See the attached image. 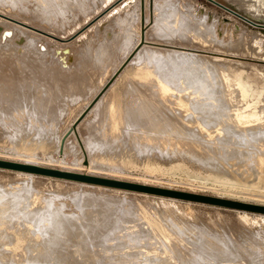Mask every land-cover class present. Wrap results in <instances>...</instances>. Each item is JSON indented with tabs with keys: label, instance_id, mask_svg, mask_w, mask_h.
Instances as JSON below:
<instances>
[{
	"label": "rangeland",
	"instance_id": "1",
	"mask_svg": "<svg viewBox=\"0 0 264 264\" xmlns=\"http://www.w3.org/2000/svg\"><path fill=\"white\" fill-rule=\"evenodd\" d=\"M214 1L0 0V13L66 40L64 44L43 42L45 39L39 35L5 23L0 17V41L3 42L0 43V53L5 50L2 48H7L6 56L14 54L27 61L30 49L25 47V43L30 40L34 50L39 47L35 51L38 56L30 54L33 59L43 68L54 67L24 69L26 82L18 77L15 86L20 94L24 91L26 97L14 103V98L6 96L0 103V189L6 187L17 191L25 186L38 196L39 200L33 195L28 197L19 207L20 211L28 213L35 210L31 207L42 205V224L36 229L31 226L33 231L49 228L47 216L52 218L53 213L59 215L62 212V216L82 218V204L92 201L97 205L94 204L96 201L113 212L111 250L106 255L117 249L119 252L138 251L144 258L139 253L141 263L138 264H153V261L154 264H264V148L249 145L251 149L254 147L251 150L247 144H244L247 148L229 145L236 146L244 155L221 150L216 140L217 137L222 140L226 132L220 126L215 130L218 136L213 138L212 144H217L214 148L208 143L204 147L196 143L187 144L182 139L171 142L163 139V133L157 130L158 119L155 116L163 122V114L168 117L172 110L168 105H162L159 97L155 98L157 95L150 97L147 89H156L160 85L174 96L187 97L194 90V83L198 85L188 77L189 73V76L194 74L195 80L200 76L199 83L205 78L211 83L216 73L224 85L230 82V87L225 86L231 96H228L230 111L235 108L261 109V124L264 122V49L253 43L259 36L264 39V20L256 16L253 7L238 0ZM112 4L115 7H111ZM154 6L164 9L167 16L162 11V16L155 14L159 9ZM104 10H107L105 15L88 25ZM163 15L169 19L163 21ZM187 15L211 26L218 38L212 34L210 38L205 34L201 38L192 31L186 32L188 27L181 21ZM152 16L153 23H150ZM143 18L144 37L137 45ZM167 21H178L181 27L178 25L177 31H172L175 28L170 29L172 24L168 25ZM4 39L9 42L4 43ZM136 45L138 49L144 45L138 56L135 54L138 51ZM171 49L198 53L197 56L187 55L188 61L196 66L192 65V68L191 62L186 61L188 68L185 65H168L169 69L162 66L160 69L165 68L169 73L167 75L164 71L167 80L156 65L149 64V68L142 69L145 51L157 53V59H163L172 52ZM100 58V62L105 63H98ZM189 67L194 72H190ZM173 70L178 71L175 73ZM170 74L175 77L171 78L172 81H169ZM222 74L228 75L229 81H224V77L221 79ZM136 75H144L151 81L141 82ZM35 76L48 77L47 85L50 87L43 85L48 93L45 90L41 92L38 84L39 88H31L30 82ZM236 77H239L243 91L235 82ZM187 79L194 87L186 89L189 86ZM179 87L182 91L178 90ZM95 94L99 101L96 105L95 102L89 104ZM152 97L154 103L150 99ZM247 98L251 100L246 103ZM109 101L116 108L119 106L114 121L104 113ZM150 101L156 107H151ZM160 102L161 106H167L163 108L164 113ZM26 106L33 109L38 117L31 119L26 112L18 114L19 109ZM141 107L146 109L144 116L138 115ZM168 109L170 113H167ZM190 112L187 111L192 114ZM152 117L157 125L151 129L150 125L155 124ZM252 122L251 125H257ZM50 203L55 206L53 211L49 209ZM126 216H131L142 230L140 235L132 233L133 221H125L126 225L123 223ZM13 221L16 220L6 217L0 224L4 231L9 235L13 233L18 240L15 244L1 247L0 252L7 259L11 256L8 263L1 253L3 261L6 260L7 264H48L50 259L49 264H56L58 259L48 257L53 254L44 256L42 262L34 259L36 252L44 253L41 245L48 233L36 231L33 236L30 228L26 231L27 228L23 229ZM136 230L138 232V228ZM203 239L210 241V246ZM37 246L43 251H37ZM68 247L71 250V246ZM72 249L74 252L77 249L79 260L83 257L89 260V254L92 256L93 252L88 254V250H95L98 254L97 249L80 251L79 246ZM79 260L78 263L82 264ZM104 261L110 262L109 259Z\"/></svg>",
	"mask_w": 264,
	"mask_h": 264
},
{
	"label": "bare ground",
	"instance_id": "2",
	"mask_svg": "<svg viewBox=\"0 0 264 264\" xmlns=\"http://www.w3.org/2000/svg\"><path fill=\"white\" fill-rule=\"evenodd\" d=\"M65 1V0H64ZM214 1V0H213ZM239 2L245 4L246 6L248 7H253V9L255 10V13H256V16L260 19H263L264 20V0H238ZM48 2V1H47ZM53 2V1H52ZM51 2V4H52ZM62 2V1H61ZM152 2V1H151ZM216 2V1H214ZM50 3V2H49ZM54 3V2H53ZM64 3V2H63ZM65 4V3H64ZM153 4V3H152ZM151 4V5H152ZM216 4L220 5V6H223L221 4H219L218 2H216ZM49 5V4H48ZM54 5V4H53ZM52 5V6H53ZM56 5V4H55ZM61 5V4H60ZM115 5V4H112L110 5L111 7ZM156 6V5H155ZM154 6V7H155ZM49 7V6H48ZM115 7V6H113ZM159 6L155 7L156 10L159 9V11H156L155 14H158V15H161V12L162 11V14H167L165 12V10L161 9V8H158ZM163 7V6H162ZM224 7V6H223ZM52 8V7H51ZM57 8V7H56ZM110 8V7H109ZM158 8V9H157ZM49 9V8H48ZM108 9V8H107ZM161 9V10H160ZM50 10V9H49ZM53 10V9H52ZM152 10V9H151ZM154 10V9H153ZM106 11L107 10H104L103 12H101L100 14H98L97 16H95V18H93V20L90 21V24H92L93 22L95 23L97 20H99V18L103 15L106 14ZM51 12V11H50ZM119 12V11H118ZM153 12V11H152ZM231 12V11H230ZM160 13V14H159ZM118 14V13H117ZM113 15H116V14H113ZM238 15V14H236ZM50 16V15H48ZM144 16V15H143ZM142 16V17H143ZM151 16V15H150ZM162 16V15H161ZM167 16V15H166ZM240 16V15H239ZM0 17L1 19H3L5 21V23H8L16 28H24V29H28V31H32L33 33L37 34L40 36V38H43L45 39L43 42H46V41H49V42H59V43H65L66 40L65 39H62V38H59L57 37L56 35L52 34V33H49L48 31H45V30H41L39 28H36V27H33L31 25H28L18 19H15L14 17H11L9 15H5V14H2L0 13ZM119 17V16H118ZM159 17V16H158ZM164 17V15H163ZM243 17V16H242ZM153 16L150 17V23H153ZM165 18V17H164ZM245 18V17H244ZM159 19V18H158ZM169 19V18H167ZM166 18L163 19V21L167 20ZM248 21H250L248 18H246ZM159 21V20H158ZM168 25L171 21H167ZM183 22L184 24H186L185 26L188 27V29L186 30V32L188 31H192L194 32V34H196L197 36H201V38L205 35L209 36V35H214L215 38H218L216 36V34L214 33L213 29L211 26H209L208 24H206L205 22H199V21H196L194 20L191 16L187 15V17L184 19V21H181ZM251 22V21H250ZM158 23V22H157ZM163 23V22H162ZM253 23V22H252ZM155 24V23H154ZM170 25L172 29L175 28V29H172V31L176 30V27L179 25H181L178 21H173L171 22ZM183 24V25H184ZM256 24V23H254ZM158 26V24H156ZM264 26V24H262ZM145 26V18H143V23H142V26H141V30L138 31V43H141V41H143V37H144V32L142 31V27ZM155 26V25H154ZM90 27V26H89ZM181 27V26H180ZM184 26H182L183 28ZM185 27V28H187ZM85 28V27H84ZM88 28V27H87ZM140 28V27H139ZM156 28V27H155ZM180 29V28H179ZM177 31V30H176ZM177 33V32H175ZM185 33V32H184ZM34 34V35H35ZM36 35V36H37ZM257 36V35H256ZM254 37V35H253ZM205 38V37H204ZM210 38V36H209ZM208 38V39H209ZM212 38V37H211ZM42 39V40H43ZM206 39V38H205ZM207 39V40H208ZM213 39V38H212ZM264 39L262 38V36H259L257 37V40L255 39V41L253 42L259 49H264ZM8 41V40H5L4 39V43ZM215 41V40H214ZM252 41V39H251ZM9 42V41H8ZM37 43V41H34ZM0 43H3L2 41H0ZM48 43V42H46ZM3 45V44H2ZM36 45V44H35ZM136 45L135 48H137L138 46ZM33 41L31 42L30 40H26V43H25V47L26 48H29L30 49V52L28 55H26L29 60L27 61H24V59L22 58V60L20 59V57H17V56H6V51L8 52V49L7 48H2V49H5V50H2L3 52L0 53V103H2L3 99L6 97V96H10L12 98H14V103H17V101L19 99L23 100L25 97H26V94L24 91L21 92V94L18 92L17 90V87L15 86L16 82H17V78H21V81L23 83L26 82L25 80V70L24 69H54L53 66H49V67H45L43 68L41 64H38L37 61H35L33 58V55H37L39 53H35V51L39 48H37L36 50L33 49ZM141 45H139L140 47ZM143 46L138 49V51L135 53L137 54L138 56V53L141 51H143ZM255 46V48H256ZM1 48V46H0ZM11 48V47H10ZM23 48V47H22ZM35 48V47H34ZM257 49V48H256ZM13 50V49H12ZM190 50V49H189ZM15 51V50H13ZM12 51V53H13ZM18 51V50H17ZM25 51H28L25 50ZM170 51L172 52H169L168 56L166 58H163V59H157V53H153L152 51H145V53H143V62H144V67L142 69H145L146 68H149L148 65L149 64H153L156 65V67H158L159 69L163 67H165L166 69L168 67V65H175V66H182V65H185L186 62H191V66L194 65L196 66L195 64H192V61H188L189 59V56L187 57V55H199L198 53H193L192 51H187V49H182V50H176V49H171ZM37 52V51H36ZM15 53V52H14ZM28 53V52H26ZM24 52V54H26ZM139 53V54H140ZM20 54V53H19ZM30 54H33V55H30ZM23 56V55H22ZM25 56V57H26ZM38 56V55H37ZM36 56V57H37ZM4 57V58H3ZM17 57V58H16ZM135 58V55L133 56ZM132 57V58H133ZM187 57V58H186ZM19 58V59H18ZM105 59V58H103ZM137 59V57H136ZM97 61V60H96ZM99 62L98 63H105V62H100L101 61V58L100 60H98ZM186 61V62H185ZM95 62V61H94ZM94 64H97V63H94ZM101 64V65H102ZM92 65V64H91ZM106 65V64H104ZM96 67H99L97 65H95ZM94 66V67H95ZM186 66V65H185ZM185 66H183L182 69L185 68ZM190 66V67H191ZM171 67V66H170ZM187 67V66H186ZM190 72H194L193 70H191L192 68H194L192 66V68H190ZM165 68L163 69H160L162 70V72L164 73H167V75L169 74L168 71L164 70ZM180 68V67H179ZM178 67L176 69H178L180 71ZM188 68V67H187ZM196 68V67H195ZM198 68V67H197ZM196 68V69H197ZM92 69L93 66H92ZM97 69V68H96ZM100 69V67H99ZM174 69V68H172ZM171 69V70H172ZM181 69V70H182ZM201 69V68H200ZM177 70V71H178ZM185 70V69H184ZM198 70V69H197ZM195 70V71H197ZM97 71V70H96ZM173 71H176V70H173ZM177 71L175 73H177ZM200 71V70H199ZM165 73L162 75V76H166ZM173 74V72H171ZM174 73V74H175ZM197 73V72H196ZM20 74V75H19ZM172 74H170L168 77H170ZM220 74V73H219ZM177 75V74H176ZM190 75V73H189ZM189 78H191V80H193V82H197L198 85L196 86V83L195 84V87L194 86H191L189 85V83L192 81L189 79V83H188V79H187V84L189 85L188 87H186V89H189V88H192L194 87V90H190L192 93H190L187 97L185 95H182V96H174L173 94L169 93L164 87L160 86V85H157L156 89L154 87H149L147 88L148 91H149V96H153V95H157L155 98L159 97V101H162V105L163 104H166L168 105V107L171 108V112L167 111V113H170V116L166 115V113H164L165 111L163 110V106H161V102H160V107H162V110H163V122L160 121V118L157 117V115L155 116L156 120H157V123H158V129L157 130H160L161 133H163V139H167L169 140L170 142L173 141V140H178V139H182L185 141V143L189 144H194L195 143L198 145L200 144V146H204L206 145H211L213 143V138L216 139L214 136L218 134L215 133V130L218 129V126H220L221 129H223L225 132H226V135H224V138L222 140L219 139V137H217V142H218V146L220 147L221 150H230L229 152L232 154H242L239 150H237V148L235 147H230L229 145H237V147H239L238 145H240V147L245 144L248 145V148L251 149L252 146H259L261 147V149L264 148V122L261 124V120H262V116H261V109L258 110H247L246 108H243V109H240V108H235V110H233L232 112L230 111L229 109V104L230 103V98L228 96H230V93L228 95V93L226 92V85L227 88L230 87L228 82L226 85H224L222 81H220L218 75L215 73L214 74V80L211 81V83L214 85L212 86L211 83H208L207 80L204 79V82L203 80L199 83V78H197V80L194 79V74L191 73V76H189ZM199 75V74H197ZM223 75V74H222ZM175 76V75H173ZM47 77V76H46ZM46 77L44 78L43 77H38V76H35L33 78V80L30 82V86L32 89H36V87L40 86L41 88V92L43 90L46 91V89H44L43 85H47V79ZM167 77V76H166ZM165 77V78H166ZM221 77H224V81H229V78H228V75L225 76H220ZM230 77V76H229ZM48 78V77H47ZM136 78L141 81V82H150L151 80L144 77V75H141V76H137L136 75ZM160 78V77H158ZM172 80L175 78H173L172 76L170 77L169 81ZM187 78V77H186ZM222 79V78H221ZM232 79V78H231ZM234 79V78H233ZM232 79V80H233ZM236 83L239 87L240 90L243 91L242 89V86H241V82L239 80V77H236ZM39 80V82L37 81ZM167 80V78H166ZM171 80V81H172ZM37 81V82H36ZM163 81V80H162ZM174 82V81H173ZM207 82V84L205 83ZM190 83V84H191ZM235 83V84H236ZM38 84V86H37ZM41 84V85H40ZM148 86H150L151 84L150 83H147ZM150 84V85H149ZM153 84V83H152ZM172 84V83H171ZM193 84V85H194ZM26 85L28 86V83H26ZM168 85V84H167ZM233 85V84H231ZM49 86V84L47 85ZM139 86V84H138ZM142 86V85H141ZM146 86V85H145ZM153 86V85H152ZM172 86V85H171ZM50 87V86H49ZM140 87V86H139ZM138 87V88H139ZM143 88H145L144 86H142ZM39 88V87H38ZM135 88V87H134ZM137 88V87H136ZM135 88V90H136ZM154 88V90H153ZM245 88V87H244ZM102 89V88H101ZM98 91V93L100 92V90ZM142 90V88H140ZM175 90V89H174ZM180 91H182V88L179 87ZM185 90V89H184ZM229 90V89H227ZM40 92V90H38ZM37 91V92H38ZM44 91V92H45ZM139 91V89H138ZM189 91V92H190ZM229 91H233V90H229ZM237 91V89H236ZM35 92V91H33ZM45 93H48L47 91ZM97 93V94H98ZM144 93V92H143ZM234 93V92H233ZM35 94V93H34ZM97 94H95V96L92 98V100L89 102V104L92 102V104L95 102V105L97 104V102L99 101L98 98H96ZM142 94V93H141ZM191 94H194L195 96H191ZM36 96L39 95L38 93L35 94ZM146 95V94H145ZM232 95V94H231ZM39 97V96H37ZM177 97V98H176ZM231 97V96H230ZM235 97V96H233ZM232 97V98H233ZM142 98H147L146 96L142 97ZM229 98V99H228ZM7 99V98H6ZM94 99V100H93ZM148 99V98H147ZM152 101L154 100V98H150ZM10 100V99H9ZM98 100V101H97ZM142 100V99H141ZM144 100V99H143ZM251 99L247 98L245 99L246 103L249 102ZM13 101V100H12ZM112 101V100H111ZM150 101V103L152 102ZM156 101V99H155ZM110 102V101H109ZM109 102H107V105L109 104ZM114 102V101H113ZM144 103V101H142ZM149 103V105L151 107H156V105H154V101L153 103L151 104ZM88 104V105H89ZM159 104V103H158ZM233 104V103H232ZM2 105V104H1ZM7 105V104H6ZM95 105L90 109L92 110ZM118 106V105H117ZM147 106V105H146ZM232 106V105H231ZM119 107V106H118ZM116 108V105L114 103H111L107 106V108L104 110V113H107L109 114V116L111 117L110 119L114 121V119L116 118V114L118 113V110L119 108ZM167 107V106H166ZM165 107V108H166ZM260 107V106H259ZM1 108V107H0ZM3 108V107H2ZM159 108V107H158ZM262 108V107H261ZM232 109V108H231ZM18 110V109H17ZM151 110V109H150ZM154 110V108H152L151 112ZM156 110V109H155ZM159 110V109H158ZM161 110V111H162ZM166 110V109H165ZM140 114L138 115H145L146 114V109L145 107H141L140 109ZM157 111V110H156ZM160 111V110H159ZM187 111H192L190 113L192 114H189L187 113ZM14 112V110H13ZM18 112V111H17ZM20 112V113H19ZM19 112L18 114H22V113H27L28 115H30L29 117L31 119L36 118L38 117L35 113V111L29 107H25L24 109H19ZM139 112V110H138ZM148 112V111H147ZM0 114H1V109H0ZM155 114V113H154ZM172 114V115H171ZM26 115V114H25ZM18 116V115H17ZM105 116L108 117V115L105 114ZM151 116V115H150ZM153 116V115H152ZM27 116V118H29ZM124 117V116H123ZM151 118V117H150ZM153 119V122H155V124L150 125L151 126V129L152 127H155L157 124H156V120H154V117H152ZM36 120V119H35ZM109 120V123L110 121ZM31 121V120H30ZM254 121L257 123V125H251V122ZM32 122V121H31ZM126 122V121H125ZM148 122H150L148 120ZM161 122V123H160ZM108 123V121H107ZM152 123V121H151ZM160 123V124H159ZM260 123V124H259ZM36 124V123H35ZM150 124V123H149ZM252 124H254L252 122ZM155 125V126H154ZM35 126V125H34ZM110 126V125H109ZM108 126V127H109ZM39 128V127H38ZM77 128V127H76ZM156 128V127H155ZM154 128V129H155ZM219 128V129H220ZM221 129L219 130L221 132ZM73 131V130H72ZM222 131V133L224 132ZM158 132V131H157ZM215 133V134H214ZM156 134V133H155ZM212 139V141L210 140ZM218 139L220 141H218ZM215 141V142H216ZM214 142V143H215ZM216 142V143H217ZM220 143H223V144H220ZM228 144V146H227ZM193 145V146H194ZM214 145V144H212ZM217 144H215L214 146H210V147H215ZM244 145V146H245ZM249 145H251V147H249ZM191 146V145H190ZM197 147V146H196ZM205 147V146H204ZM208 147V146H207ZM247 148V146H245ZM244 147V148H245ZM253 147V148H254ZM69 148V147H68ZM252 148V149H253ZM34 149V148H33ZM251 149V150H252ZM257 149V148H256ZM255 149V150H256ZM249 150V152L251 151ZM210 151V150H209ZM212 151V150H211ZM219 151V150H218ZM245 151V150H244ZM248 151V150H247ZM259 151V150H258ZM32 152V151H31ZM227 152V151H226ZM225 152V153H226ZM256 152V151H254ZM30 153V151H29ZM63 153V152H62ZM247 153V152H246ZM252 153V151H251ZM258 153V152H257ZM262 153V152H260ZM227 154V153H226ZM32 155V153H31ZM67 155V154H66ZM73 155V154H72ZM217 155V153H216ZM244 155V154H242ZM246 155V154H245ZM238 156V155H237ZM247 156V155H246ZM249 157V156H248ZM61 159V157H60ZM63 159V158H62ZM242 159V158H241ZM60 161V160H59ZM90 161V160H89ZM93 161V160H92ZM91 163V162H90ZM90 167V166H89ZM99 168V167H98ZM105 168V167H104ZM3 187H1L0 189V224L4 223L3 221L5 220L6 217H9L10 219L12 220H16V221H13V222H17L19 226H21L23 229L27 228L26 231H29L31 228V226H34V229L38 228V226L40 224H42V220H41V216L40 215V210H42V205L41 206H37L36 205V208H33L31 207L32 209H35V210H31L32 212H28V213H23V211H20L19 210V207H22L20 205H22L23 201L25 202V200H27L28 197L32 196L33 195V192L32 190L30 191L29 187L26 188L24 186V189L21 190H12V189H2ZM16 194H19V196L17 195V197H13L14 195ZM38 200V196L34 195ZM34 197V199H35ZM93 197V196H92ZM33 198V197H32ZM94 199V198H92ZM29 200V199H28ZM35 201V200H34ZM42 201V200H41ZM45 201V200H44ZM29 202V201H27ZM84 202V201H83ZM100 202V201H99ZM43 203V202H42ZM97 204V205H93V202L92 201H86L82 204V207H83V213H82V221L80 220V218H77L79 219V221L81 222H78L77 219L75 218H72L71 216L68 217V216H62V212L61 214H52V212H50L52 214V218H49V216H47L48 220H49V224H50V227L49 228H45L44 231H41V229L43 230V228L40 229V231L37 229V230H32V235L36 233V231H39V233L42 232L47 236L46 240L44 239V243H42L41 247L44 248V253L41 252L43 251V249H40L41 247L40 246H37L39 248H37V251L38 249L40 250V254L39 252L37 253L36 252V258H34V256H32V258H34L35 260L36 259H39V261L42 262L41 259L45 258L44 256H47V254H53L54 256H48L52 259L56 258V260L58 259V261H56V264H79L78 263V260H79V257L77 259V256L78 253L76 252L77 249H75V252L73 251L74 249H72L73 247H76V246H79V250L81 251L82 249H97L98 250V254H96L94 251L95 250H88V254L93 252V254L91 253L92 256H90L89 254V257L88 259L91 260H87L86 258H84L82 255V260H79V262L82 264L86 263L85 261H88V263L86 264H138L140 262V259L142 257L141 253L138 252V251H133V252H119L118 249L117 251H113L111 255H106L107 252H109L110 249V245H109V241L112 239L110 237V235H112V229H113V223L111 222V217L113 215V212H112V209L110 210V208H106L103 207V203L102 204H98L96 201L94 202V204ZM24 204V203H23ZM27 205L29 203H26ZM25 204V205H26ZM35 204V203H34ZM40 204V203H39ZM51 206H49V209L51 208L50 211H53L52 208L55 207L53 206L51 203H50ZM34 206V205H33ZM26 207V206H25ZM24 207V209H25ZM30 207V206H29ZM27 209V207H26ZM55 209V208H54ZM57 209V208H56ZM23 210V209H22ZM58 212V211H57ZM20 214V215H19ZM19 215V216H18ZM16 217V218H15ZM51 217V215H50ZM18 219V220H17ZM125 221H133V225H132V228L133 230L132 233L136 234V235H140V228L137 226V224L134 223V220L131 216H126L123 220V223L126 225ZM78 222L79 224L77 225ZM81 223V224H80ZM131 223V222H130ZM31 224H34V225H31ZM38 225V226H37ZM49 226V225H48ZM20 227V228H21ZM44 227V226H43ZM129 227V226H128ZM30 228V229H29ZM138 228V232H135L137 231L136 229ZM22 229V230H23ZM131 229V227L129 228ZM17 233L19 231H16ZM27 233V232H26ZM19 234V233H18ZM29 234V232H28ZM50 234V235H49ZM143 234V232H142ZM104 235V236H103ZM34 236V235H33ZM103 236V237H102ZM199 239V238H198ZM201 240V239H199ZM17 238L15 237V235L12 233L11 235H9L8 231H4L1 227H0V249L1 247L5 244H10V243H17ZM202 241V240H201ZM118 242V241H117ZM203 242H207L206 240L203 239ZM210 241L207 242V244L209 243ZM71 243V244H70ZM214 243L213 242V246H214ZM218 243V242H217ZM44 244V245H43ZM206 244V245H207ZM216 244V243H215ZM37 245V244H36ZM39 245V244H38ZM67 245V246H66ZM31 246V244H30ZM68 246H71V250L69 249ZM121 246V245H120ZM209 246H210V243H209ZM28 247V246H27ZM67 247V248H66ZM216 247V245L214 246ZM31 248V247H30ZM33 248V247H32ZM31 248V250H32ZM3 249V248H2ZM69 251H68V250ZM102 250L100 251L99 253V250ZM29 250V249H28ZM31 250H29L31 252ZM45 250L47 251L45 253ZM96 250V252H97ZM116 250V249H115ZM121 251V249H119ZM219 250V249H218ZM4 252H8L7 250H4ZM27 251V250H26ZM33 251V250H32ZM90 251V252H89ZM2 252H0V255H1ZM87 253V252H86ZM139 253L141 255V257L139 256ZM3 254V258L7 259V257L5 256L4 253ZM10 254V252H9ZM38 254V256H37ZM82 254V253H80ZM85 254V253H83ZM29 256V254H27ZM32 255V254H31ZM34 255V254H33ZM87 255V254H86ZM147 255V254H145ZM2 256V255H1ZM126 256H128V258H126ZM219 256V255H218ZM147 257V256H146ZM2 257H0V262L3 261ZM11 259V256L9 257ZM8 258V259H9ZM30 258V256H29ZM47 258V257H46ZM143 258V257H142ZM7 259V262L9 263ZM86 259V260H85ZM106 259H109L110 262H107L105 263V261L103 262V260H106ZM112 259V261H111ZM127 259V261H126ZM144 259V258H143ZM142 259V260H143ZM13 260V259H12ZM28 260V259H27ZM31 260V258H30ZM35 260H34V263H35ZM125 260V261H124ZM131 261L130 262H128ZM132 260H134V262H132ZM137 260V262H136ZM151 260V258H150ZM11 261V260H10ZM29 261V260H28ZM33 261V259H32ZM48 261V260H47ZM46 261V263H47ZM50 259H49V262L48 264L50 263ZM77 261V262H76ZM5 262V263H3ZM2 264H7L6 263V260L3 261ZM37 262V261H36ZM84 262V263H83ZM13 263V261H12ZM40 263V262H39ZM141 263V262H140ZM160 263V262H159ZM158 263V264H159ZM38 264V263H37ZM55 264V263H54ZM143 264V263H142ZM153 264H154V261H153ZM156 264V263H155ZM162 264V263H161Z\"/></svg>",
	"mask_w": 264,
	"mask_h": 264
}]
</instances>
